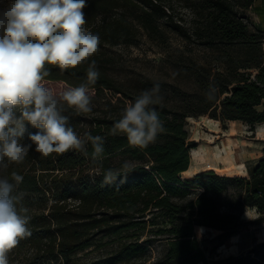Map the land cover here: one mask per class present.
Returning <instances> with one entry per match:
<instances>
[{"label": "trees", "instance_id": "16d2710c", "mask_svg": "<svg viewBox=\"0 0 264 264\" xmlns=\"http://www.w3.org/2000/svg\"><path fill=\"white\" fill-rule=\"evenodd\" d=\"M256 1L87 0L84 27L101 40L90 58L96 60L100 75L88 87L95 99H104L105 93L111 98L91 101L90 113L77 115L69 109L63 114L81 138L86 132L104 136L105 153L101 161L93 160L88 142L86 152L44 157L33 149L23 163L10 164L7 173L24 177L18 191L26 195L18 208H28L32 234L8 253L9 264H264L256 249L211 263L195 233L197 227L217 231V249L246 226V210H255L253 223L264 225V158L248 178L213 169L185 180L180 177L196 148L186 130L188 119L240 122L250 131L264 125V31L251 29L248 15L255 11ZM175 4L187 11V21L174 18ZM169 34L218 57L208 63H182L179 70L189 75L192 87L183 90L164 83V99L152 107L166 132L146 148L134 147L124 134L109 132L126 104L152 84L142 82L132 90L118 82L110 73L112 59L106 49L135 46L143 35L169 51ZM46 67L50 75L45 82L69 87L87 83V64L63 72ZM210 84L219 89L212 100L205 96ZM36 131L28 126V132ZM124 162L130 165L126 176L103 184V171L119 169ZM154 242H163L165 250L151 261L148 248ZM92 252L100 255L73 258Z\"/></svg>", "mask_w": 264, "mask_h": 264}, {"label": "clouds", "instance_id": "9594fccd", "mask_svg": "<svg viewBox=\"0 0 264 264\" xmlns=\"http://www.w3.org/2000/svg\"><path fill=\"white\" fill-rule=\"evenodd\" d=\"M86 7L87 0H0V264H9L8 253L32 234L28 208H18L26 195L18 191L24 177L16 171L7 173L10 164L23 163L33 149L44 157L86 152L88 142L93 160L103 159L105 137L86 132L81 138L63 114L69 109L77 115L93 110L88 85L95 84L100 73L90 58L99 51L101 40L84 27ZM83 64L87 83L59 93L45 86L47 65L63 72ZM218 91L210 84L205 96L212 100ZM163 99L159 82L143 90L126 104L109 134H124L134 147L154 143L166 132L160 113L152 107ZM28 126L38 131L28 132ZM129 166L124 162L119 169H105L103 184L126 176Z\"/></svg>", "mask_w": 264, "mask_h": 264}, {"label": "rangeland", "instance_id": "374dc122", "mask_svg": "<svg viewBox=\"0 0 264 264\" xmlns=\"http://www.w3.org/2000/svg\"><path fill=\"white\" fill-rule=\"evenodd\" d=\"M174 12L175 19H184L186 21L189 19V14L180 4L174 5ZM248 15L250 17V28H258L257 25L259 24H257V19L254 18L253 13H248ZM260 30L264 31V28L260 27ZM168 39L171 47L169 51H164L143 35L135 46L119 45L107 48V53L112 59L110 64L111 75L118 82L123 83L132 90L136 89L142 82H150L152 86L154 83L159 82L162 92L165 90L164 83L174 85L183 90L190 89L192 86L189 75L179 70L182 63L189 60L198 63H208L218 56L202 46H197L196 44L188 45L174 34H169ZM170 52L172 53L171 58L178 63L177 68L175 64L170 63V58L168 59L170 57L168 53ZM45 86L57 93L69 87L60 82H45ZM89 95L91 101H105L111 98L110 93H105L103 95L104 99H95L94 92L91 90H89ZM186 130L189 140L196 144V148L193 150L200 151L204 148L200 152V155L203 152V161L200 163H204L203 166L206 168L214 164L212 154L216 150L222 149L224 142L227 140L232 144L235 142L238 144L240 148L238 160L244 164L245 168L247 164L256 161L261 157L259 155L264 153L261 150L264 145L258 142L256 138L255 132L257 128L255 127L254 131H250L248 126L240 122L215 123L208 120L207 117L188 119ZM258 135H264V129L258 128ZM215 171L219 174L241 177L235 171L224 166L217 168ZM185 175L187 176V174ZM186 176H182L183 180L186 179ZM257 216L256 211L246 210L243 215L246 226L217 249L215 246L218 242L215 237L219 234L218 232L196 229V236L201 248L205 251L208 261L215 263L228 257L245 256L251 254L253 249H256L259 254L258 258L264 262V247L260 246L264 244V225L253 223ZM110 248H112V245H109L107 249ZM148 249L151 261H154L162 257L165 246L163 242H154ZM99 255V252H92L87 256L82 253L73 256V258L91 260Z\"/></svg>", "mask_w": 264, "mask_h": 264}, {"label": "bare ground", "instance_id": "6f19581e", "mask_svg": "<svg viewBox=\"0 0 264 264\" xmlns=\"http://www.w3.org/2000/svg\"><path fill=\"white\" fill-rule=\"evenodd\" d=\"M259 129H264V127H261V125H260ZM233 142H235V140H233ZM202 149H204V148H202ZM202 149L200 151L199 150H192L190 152L192 168H191V171H189V172H195L197 170L196 163L203 161V152L200 155V152L202 151ZM239 151H240V148L236 142L234 144H232L230 141L227 140L226 142H224L222 149H218L212 154V156H213L212 161L214 162V164L210 165L208 168L216 170L217 168H221V166H224L226 168H229V169L235 171L238 175H243L246 170H245L244 164L240 163L241 161L239 162V160H238ZM185 174L189 175L190 173H185ZM253 211H255V210H253ZM196 229L203 230L200 227H197ZM215 232H217V231H215ZM232 238L233 237H231L230 239H232Z\"/></svg>", "mask_w": 264, "mask_h": 264}, {"label": "crops", "instance_id": "0c3cea01", "mask_svg": "<svg viewBox=\"0 0 264 264\" xmlns=\"http://www.w3.org/2000/svg\"><path fill=\"white\" fill-rule=\"evenodd\" d=\"M254 8H255V11L252 12V13L254 15V18L257 19V24L260 25V26L257 25L258 26V29H260V27L264 28V0H257L255 2V4H254ZM201 118H204V117H199L198 119H201ZM207 119L208 120H211L208 117H207ZM211 121L212 122H215V123H220L219 121H215V120H211ZM261 127H264V125H261ZM256 128H257V130L255 132L256 135H257L256 138H257L258 142H260L262 145H264V135H258V128H259V126H257ZM261 150H262V152H264V148H262ZM259 156H261V157L259 159H257L256 161L247 164V166L245 168V170H246L245 171V174L240 175L241 177H245V178H248L249 177V172L252 171V169L255 167V165L257 164V162L260 159L264 158V153H262ZM203 165H204V163L197 162L196 163L197 170L195 172H189V171H191V168H192V163H191V160H190V166H189V168H188V170L186 172H184V173L181 174V179H183L182 176L185 173H190L189 175H187L185 177L186 179H189V178L193 177L196 174H199V173H202V172H205V171H209L210 170L208 167L206 168ZM225 176H232V175H225Z\"/></svg>", "mask_w": 264, "mask_h": 264}, {"label": "built area", "instance_id": "2783aa9c", "mask_svg": "<svg viewBox=\"0 0 264 264\" xmlns=\"http://www.w3.org/2000/svg\"><path fill=\"white\" fill-rule=\"evenodd\" d=\"M262 48H264V43H262Z\"/></svg>", "mask_w": 264, "mask_h": 264}, {"label": "water", "instance_id": "95a60500", "mask_svg": "<svg viewBox=\"0 0 264 264\" xmlns=\"http://www.w3.org/2000/svg\"><path fill=\"white\" fill-rule=\"evenodd\" d=\"M180 177H181V175H180ZM208 231H210V230H208Z\"/></svg>", "mask_w": 264, "mask_h": 264}]
</instances>
